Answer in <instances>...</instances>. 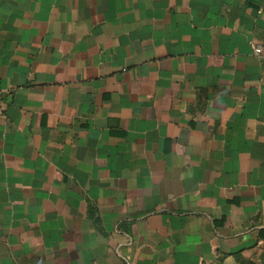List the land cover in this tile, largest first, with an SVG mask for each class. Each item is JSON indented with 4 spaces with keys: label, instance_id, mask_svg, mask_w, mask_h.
Segmentation results:
<instances>
[{
    "label": "crops",
    "instance_id": "0c3cea01",
    "mask_svg": "<svg viewBox=\"0 0 264 264\" xmlns=\"http://www.w3.org/2000/svg\"><path fill=\"white\" fill-rule=\"evenodd\" d=\"M0 264H264V0H0Z\"/></svg>",
    "mask_w": 264,
    "mask_h": 264
},
{
    "label": "built area",
    "instance_id": "2783aa9c",
    "mask_svg": "<svg viewBox=\"0 0 264 264\" xmlns=\"http://www.w3.org/2000/svg\"><path fill=\"white\" fill-rule=\"evenodd\" d=\"M253 49L256 54H260L262 52V49L259 46L253 45Z\"/></svg>",
    "mask_w": 264,
    "mask_h": 264
}]
</instances>
